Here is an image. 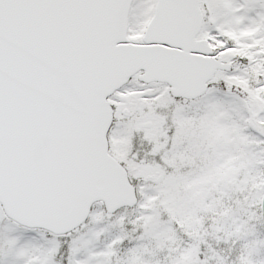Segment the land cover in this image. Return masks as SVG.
Returning <instances> with one entry per match:
<instances>
[{
  "label": "snow or ice",
  "instance_id": "6c2138e0",
  "mask_svg": "<svg viewBox=\"0 0 264 264\" xmlns=\"http://www.w3.org/2000/svg\"><path fill=\"white\" fill-rule=\"evenodd\" d=\"M0 264H264V0H0Z\"/></svg>",
  "mask_w": 264,
  "mask_h": 264
}]
</instances>
